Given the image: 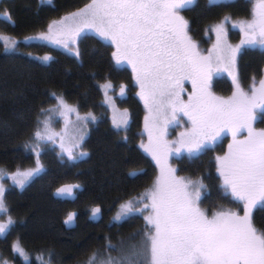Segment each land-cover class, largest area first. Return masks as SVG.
Returning <instances> with one entry per match:
<instances>
[{
	"label": "trees",
	"instance_id": "trees-1",
	"mask_svg": "<svg viewBox=\"0 0 264 264\" xmlns=\"http://www.w3.org/2000/svg\"><path fill=\"white\" fill-rule=\"evenodd\" d=\"M88 1L53 0L50 6L39 0H4L0 10L10 12L12 19L0 13V32L19 33L20 27L29 34L44 30L50 19L70 13ZM231 1L220 0L218 5L206 7L207 0H197L195 7L183 11L190 21L189 34L197 44L208 43L209 25L225 16L240 21L252 18L255 0H237L234 4ZM77 44L79 59L40 42L22 44L23 51L4 52L0 39V124L7 123V128L0 127V167L30 170L38 157L44 168L24 189L13 186L5 194L9 214L16 224L8 234L0 236V264H86L93 252V264H107L109 253L111 257L118 255L108 248L109 240L129 246L139 241L140 237L134 234L144 229L143 216L147 212L120 221L114 217L122 203L150 190L159 173L155 160L139 147L141 141H147L146 107L138 96L132 71L116 64L112 44L91 32L83 33ZM46 53L53 59L43 62L39 56ZM236 70L243 89L258 82L264 77V52L259 47H243L236 58ZM105 83L114 86L110 90L114 93L112 98L130 112L127 130L117 129L112 123L102 87ZM121 85L126 86L123 96L118 94ZM212 89L221 96L235 91L232 79L226 75L222 81H215ZM56 97H63L78 112L96 117L84 126L88 134L81 151L88 153L86 157L76 161H69L66 156L62 159L56 145L35 139V132L44 130L43 122L51 127L60 124L63 111L57 114L60 109ZM253 126L264 129V120L258 118ZM231 138L229 135L221 144L209 146L192 162L188 155L173 159L179 176L203 179L207 187L202 190L201 205L209 217L220 211L243 215L241 205L224 192L215 166V157L227 154ZM134 169L142 172L130 175ZM76 184L80 187L74 189L73 195L57 194L58 188ZM93 207L101 208L95 217L91 215ZM69 212H76L77 216L73 223L65 224ZM253 222L264 231V206L254 210ZM16 241L28 254L27 262L13 250Z\"/></svg>",
	"mask_w": 264,
	"mask_h": 264
},
{
	"label": "snow or ice",
	"instance_id": "snow-or-ice-1",
	"mask_svg": "<svg viewBox=\"0 0 264 264\" xmlns=\"http://www.w3.org/2000/svg\"><path fill=\"white\" fill-rule=\"evenodd\" d=\"M51 0H41L50 3ZM197 0H91L83 8L66 15L60 21L48 24L46 30L26 40H42L55 43L67 49L77 59L80 52L77 41L83 33L94 30L103 40L115 46L112 54L116 64L127 62L131 65L139 96L148 111L144 127L148 143L140 142L139 147L150 154L160 168V174L152 188L143 196L130 199L120 205L114 217L120 221L136 214L143 216L144 229L135 233L137 243L125 246L121 241L108 248L118 255L111 257L107 264H264V231L258 230L253 222V212L264 206V129L257 131V119L264 120V78L254 81L248 92L240 84L236 70V58L245 46L259 47L264 52V0H255L252 18L232 24L239 27L244 39L233 47L227 43L225 25L231 18L224 17L221 23L210 25L216 33L217 42L208 55L198 51L190 33V21L182 14L195 7ZM220 0H207L206 7L218 5ZM11 20V13H4ZM71 21L69 24L68 22ZM14 23V21H13ZM3 50H17L18 41L12 36H0ZM44 62L53 57L39 58ZM223 65V71L232 77L235 88L232 96L225 99L209 91V80L214 65ZM220 70V69H217ZM191 80L192 93L187 102L181 98L184 91L182 82ZM102 87L107 90L110 83ZM125 85L120 86L123 96ZM106 102L114 107V100L107 96ZM53 96L55 94L53 93ZM57 109L62 114L76 112L63 97H56ZM42 112L51 110L42 109ZM177 113L188 116L192 127L179 134L170 146L165 139L167 125L177 118ZM122 119L113 117V125L127 130L129 114L125 110ZM77 119L87 122L96 120L91 113ZM45 132H35L38 141L51 140L47 122ZM7 128V123L0 124ZM232 135V143L224 156L215 157L216 171L224 192L230 194L241 205L243 215L234 211H220L211 217L200 207L202 190L206 189L203 179L192 180L178 176L177 169L169 164V157L186 151L190 162L193 158L214 145L225 132ZM246 132L244 139L238 134ZM127 139V137H125ZM83 141L80 137L71 147L60 144L61 158L76 161L86 157L87 152L78 151ZM29 147V145H25ZM43 166L12 174L11 179L21 188L22 178L41 172ZM142 172L134 169L130 175ZM2 178V176H0ZM80 185H64L58 188V195H73ZM6 189L0 184V213L7 216L0 222V236L10 232L16 221L8 215L5 202ZM148 200L149 203L144 201ZM142 207H137V205ZM101 213L100 207H93V217ZM76 212H69L64 221H75ZM107 239V238H106ZM13 250L28 261L29 256L19 241ZM93 252L86 264H93ZM7 264V261H5ZM50 264V262H49Z\"/></svg>",
	"mask_w": 264,
	"mask_h": 264
},
{
	"label": "rangeland",
	"instance_id": "rangeland-1",
	"mask_svg": "<svg viewBox=\"0 0 264 264\" xmlns=\"http://www.w3.org/2000/svg\"><path fill=\"white\" fill-rule=\"evenodd\" d=\"M1 1V0H0ZM235 2H237V0H232L231 3L234 4ZM91 3V0L88 1L85 5ZM85 5H83L82 7L80 8H77V9H74L73 11H71L70 13L72 12H75L77 11L78 9H81L83 8ZM7 11H4V10H0V13L2 15H4V13H6ZM70 13H67V14H62V15H58L56 17H54L53 19H50L47 23L50 24L52 23L53 21H60L61 19H63L66 15H69ZM5 16V15H4ZM6 17V16H5ZM12 17V16H11ZM232 18H235V17H232ZM244 18V17H243ZM241 19V18H240ZM246 18L242 19V20H245ZM224 20V19H223ZM223 20L217 22V23H211L210 25L214 26L218 23H221ZM240 20H236V19H231L229 23H227L225 25L226 29H227V36H226V40H227V43L232 45L233 47L237 46L238 44L240 43H237L238 40H240L239 42H241L242 39H244V36H243V33L242 31L240 30L239 27H232V24L233 23H236ZM69 24L71 23V21L68 22ZM46 25V27H47ZM209 25V26H210ZM46 27L44 30H46ZM17 30L19 31V33H13V34H5L4 32H0V36H12L13 38H15L17 41H18V45H17V50H20V51H23V45L22 44H28V43H32V42H40V43H44V44H47L49 46H52L54 48H57V49H61V50H64L66 52H68L67 49L63 48L62 46L60 45H57L55 43H52V42H49V41H42V40H26L24 39V37H28V36H34L36 34H38V32L40 31H43V30H40V31H37V32H33L32 34H29V33H24L22 32V28H17ZM208 34L206 33V37L208 39V43H204V44H197L198 46V51L201 52L202 55H208L209 52L212 50L213 48V45L216 44L217 42V38H216V33L212 30H209V28L207 29ZM87 32H91L95 35H97L99 37V35L94 31V30H89ZM210 35V37L208 36ZM213 38V39H209V38ZM101 38V37H100ZM102 39V38H101ZM2 40V39H1ZM103 40V39H102ZM3 41V40H2ZM108 43H110L109 41L107 40H104ZM111 44V43H110ZM114 47V52L116 51L115 49V46L113 45ZM13 50H10L8 52H11ZM70 53V52H69ZM44 56H50L49 53H46L44 54L43 56H39L40 58L44 57ZM44 62V61H43ZM48 62V61H47ZM122 65L128 67L131 71H132V68H131V65H129L127 62H123L121 63ZM223 65H214L213 66V69H212V72H211V75H210V80H209V91L215 95V96H218V97H223L225 99L229 98L232 96L233 92L229 95H224V96H221L217 93L214 92V90L212 89L213 87V84L215 81H222L224 75H226L227 77L231 78V76L228 75L227 72L223 71ZM217 69H220V70H217ZM133 73V71H132ZM133 77H134V82H135V76H134V73H133ZM264 78V77H263ZM257 83V87L259 86L258 82ZM111 84V83H110ZM135 85H137L135 83ZM138 86V85H137ZM182 87H183V92L181 93V98L187 102L188 100V96L192 93L193 89H192V83H191V80H185L182 82ZM250 89V87L244 89V91L248 92ZM104 90V93L105 91H107V96H110V97H113L114 96V93L111 92L112 90H114V86L111 84V87L108 88L107 90ZM111 90V91H110ZM139 92H140V89H139V86H138V96H139ZM118 94L120 95V88L118 90ZM121 96V95H120ZM140 97V96H139ZM105 99H106V95H105ZM141 99V98H140ZM114 100V107L113 105H110L108 104V106L110 107V117H111V120L113 121V117L115 116L116 120L119 121L120 119H122V116L121 114L127 110L128 114H129V121H130V112L127 108L125 107H122V106H119L118 103ZM142 100V99H141ZM143 101V100H142ZM70 107L73 108V105L71 104H68ZM76 109V108H75ZM77 110V109H76ZM147 110V109H146ZM61 111H63L62 109H60L58 111V115L61 113ZM77 112H71V113H67V114H61L59 115L60 117H62L61 121H60V124L59 125H53L52 127L51 126H48V129L51 127L52 130L48 131V134H51L52 135V139L51 140H45V141H50L53 145H56L58 148L57 150H59V153H61V148H60V144L63 143L66 147H71L74 143H76L78 141V139L80 137H83V139H85L86 135L88 134V130L85 129L84 126H86V122L83 120V119H77ZM63 113V112H62ZM79 116L80 117H86L88 116L89 113L87 114H82L80 112H78ZM147 115H148V111H147ZM91 120V119H89ZM58 123H59V120H57ZM113 123V122H112ZM129 125V123H128ZM87 126H88V123H87ZM115 127V126H114ZM128 127V126H127ZM192 127L191 125V122L189 121V118L188 116L184 115L183 113H177V118L175 121H173L172 123H170L169 125H167V128H166V136H165V139L169 142L170 146L172 147H175V145L172 144L173 141H176L178 138H179V134L181 132H184V131H187L189 130L190 128ZM116 128V127H115ZM43 131H42V134L45 132V128L43 127ZM120 129H124L123 127H121ZM257 131H259L260 129H257L255 128ZM146 132V138L147 141L145 144L148 143V134H147V131ZM229 135H231L230 132H225L224 134L221 135V137L216 141V144H221V140L222 138H227ZM242 135H245L244 132H241L240 134H238V139H244L245 137L242 138ZM232 136V135H231ZM44 141V142H45ZM43 143V142H42ZM229 144L232 143V138H231V141L228 142ZM82 146H83V141L82 143L80 144L79 148H75L74 149V153L75 152H78V151H81L82 150ZM209 146H213V145H209ZM208 146V147H209ZM34 151H36V153H38V150L37 149H34ZM186 156L188 155V153L186 151L184 152H181L179 154H176V153H173L170 157H169V164L171 165V167L175 168V165H174V162H173V159L174 157L176 158H180L181 156ZM189 156V155H188ZM39 165H42V162L39 160V158L37 157V160L35 162V165H33L31 169H35L37 166ZM159 168V166H158ZM44 168H42L41 172L43 171ZM21 172H25V171H29L28 169L26 170H19ZM17 171H10V170H7L3 167H0V176H2V178H0V184H3L5 189H6V192L5 194L7 193V191L12 188L13 186H16L18 187L20 190L21 189H24L38 174H34L33 176L31 177H28V178H22L24 180V186L23 188H21L19 185L15 184L13 182V180L11 179V176L12 174L16 173ZM160 174V168H159V173H158V176ZM178 176L179 174L176 173ZM157 176V177H158ZM182 177V176H180ZM200 207L202 209H204L208 215H210V213L200 204ZM120 211V209L118 210V212ZM117 212V213H118ZM8 215H10L8 213ZM211 217V216H210ZM7 221V216L4 215L3 213H0V222H6ZM4 236V235H3ZM2 264H5V261L2 262ZM8 264V263H7Z\"/></svg>",
	"mask_w": 264,
	"mask_h": 264
},
{
	"label": "flooded vegetation",
	"instance_id": "flooded-vegetation-1",
	"mask_svg": "<svg viewBox=\"0 0 264 264\" xmlns=\"http://www.w3.org/2000/svg\"><path fill=\"white\" fill-rule=\"evenodd\" d=\"M3 1H4V0H1V1H0V4H1ZM39 2H40V4H43V3H41V0H39ZM45 4L50 5V6H51V5L53 6V0H51L50 3H45ZM224 139H225V138H222V140H224ZM222 140H221V141H222Z\"/></svg>",
	"mask_w": 264,
	"mask_h": 264
}]
</instances>
